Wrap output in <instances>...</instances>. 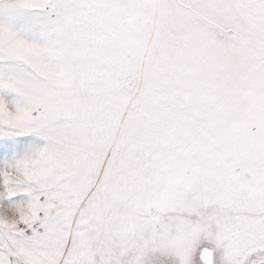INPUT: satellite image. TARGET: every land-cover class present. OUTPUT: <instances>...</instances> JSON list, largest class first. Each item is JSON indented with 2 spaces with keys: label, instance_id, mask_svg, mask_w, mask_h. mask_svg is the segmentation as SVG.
I'll return each mask as SVG.
<instances>
[{
  "label": "snow or ice",
  "instance_id": "snow-or-ice-1",
  "mask_svg": "<svg viewBox=\"0 0 264 264\" xmlns=\"http://www.w3.org/2000/svg\"><path fill=\"white\" fill-rule=\"evenodd\" d=\"M0 264H264V0H0Z\"/></svg>",
  "mask_w": 264,
  "mask_h": 264
}]
</instances>
